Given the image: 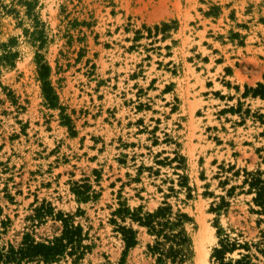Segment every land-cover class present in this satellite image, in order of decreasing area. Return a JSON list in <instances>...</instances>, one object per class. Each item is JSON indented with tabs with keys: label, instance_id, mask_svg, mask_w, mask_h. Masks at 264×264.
<instances>
[{
	"label": "rangeland",
	"instance_id": "rangeland-1",
	"mask_svg": "<svg viewBox=\"0 0 264 264\" xmlns=\"http://www.w3.org/2000/svg\"><path fill=\"white\" fill-rule=\"evenodd\" d=\"M263 88L264 0H0V264H264Z\"/></svg>",
	"mask_w": 264,
	"mask_h": 264
},
{
	"label": "trees",
	"instance_id": "trees-1",
	"mask_svg": "<svg viewBox=\"0 0 264 264\" xmlns=\"http://www.w3.org/2000/svg\"><path fill=\"white\" fill-rule=\"evenodd\" d=\"M258 86L263 87L260 83H258ZM42 90L46 96V99L49 102H51L53 105L55 95L53 94V91H52L51 87L49 86V84L44 82ZM261 95H264V91H263V93H261ZM263 190H264V187H260L258 189L257 195L255 197L256 201L258 198H260L261 192H263ZM263 201L261 199L260 202H258V203L261 204ZM62 221H63V230H62V234L60 237L55 238L50 244H33L31 246L33 249L38 248V251L36 252V254L43 257L45 261H49L52 257L62 254L66 250L68 245H70L71 249H73V248L77 249L80 246H81V248H85V246H83L79 243L81 228L79 226L75 227L72 224H69L67 222V220H65V219H63ZM133 242H134L133 238L130 237V239H127L126 244H127V246H130ZM226 245H227V243H226ZM224 248H225V246H222L221 248H215L214 249L213 256L217 260H219V264H248L249 263V261L244 260L245 258L248 257L247 255H245L243 258L237 259L233 262L232 261L224 262L223 256H222ZM81 254H83V251H80V253L77 255V258H80ZM0 256H1V252H0Z\"/></svg>",
	"mask_w": 264,
	"mask_h": 264
},
{
	"label": "crops",
	"instance_id": "crops-1",
	"mask_svg": "<svg viewBox=\"0 0 264 264\" xmlns=\"http://www.w3.org/2000/svg\"><path fill=\"white\" fill-rule=\"evenodd\" d=\"M264 96V95H263Z\"/></svg>",
	"mask_w": 264,
	"mask_h": 264
}]
</instances>
